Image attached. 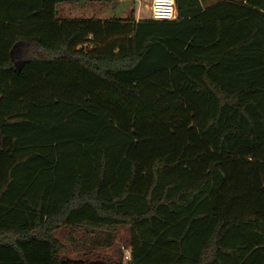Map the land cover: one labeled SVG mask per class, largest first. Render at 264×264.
<instances>
[{
	"label": "trees",
	"instance_id": "16d2710c",
	"mask_svg": "<svg viewBox=\"0 0 264 264\" xmlns=\"http://www.w3.org/2000/svg\"><path fill=\"white\" fill-rule=\"evenodd\" d=\"M118 1L0 0V264H264V0Z\"/></svg>",
	"mask_w": 264,
	"mask_h": 264
},
{
	"label": "rangeland",
	"instance_id": "374dc122",
	"mask_svg": "<svg viewBox=\"0 0 264 264\" xmlns=\"http://www.w3.org/2000/svg\"><path fill=\"white\" fill-rule=\"evenodd\" d=\"M218 0H204V5L211 4ZM146 8L142 7V0H119L118 2L107 5L99 2H79V3H59L56 7V16L58 18H126L132 10L139 6L141 12L139 20L149 18V0L145 1ZM127 229L122 227L119 229L118 240L115 243L117 247L125 245L127 240ZM60 237V235H58ZM62 241V239H60ZM64 243V242H63ZM65 249L62 254L71 258L78 257L67 243H64Z\"/></svg>",
	"mask_w": 264,
	"mask_h": 264
},
{
	"label": "built area",
	"instance_id": "2783aa9c",
	"mask_svg": "<svg viewBox=\"0 0 264 264\" xmlns=\"http://www.w3.org/2000/svg\"><path fill=\"white\" fill-rule=\"evenodd\" d=\"M149 19L153 21H172L177 19L175 0H149ZM123 250L124 261H129V249L124 246Z\"/></svg>",
	"mask_w": 264,
	"mask_h": 264
},
{
	"label": "crops",
	"instance_id": "0c3cea01",
	"mask_svg": "<svg viewBox=\"0 0 264 264\" xmlns=\"http://www.w3.org/2000/svg\"><path fill=\"white\" fill-rule=\"evenodd\" d=\"M145 1L146 0H142V7L145 9L146 8V4H145ZM200 1V3H201V6L202 7H206V6H210V5H212V4H214V3H216V2H220V1H222V0H218V1H215V2H213V3H211V4H206V5H204V0H199ZM133 11V17H134V19H135V21L137 22V21H139V15H140V12H141V10H140V8H139V6H137L135 9H133L132 10ZM177 13V12H176ZM177 18H178V15H177ZM141 20V19H140ZM21 49H22V45L21 46H19L18 47V49H17V51H18V54H20V56H21ZM22 60V59H21Z\"/></svg>",
	"mask_w": 264,
	"mask_h": 264
}]
</instances>
